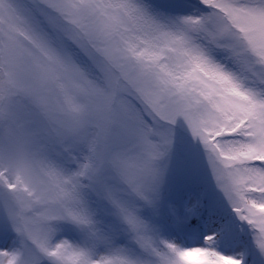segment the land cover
I'll return each instance as SVG.
<instances>
[{
	"label": "snow or ice",
	"instance_id": "obj_1",
	"mask_svg": "<svg viewBox=\"0 0 264 264\" xmlns=\"http://www.w3.org/2000/svg\"><path fill=\"white\" fill-rule=\"evenodd\" d=\"M0 264H264V0H0Z\"/></svg>",
	"mask_w": 264,
	"mask_h": 264
}]
</instances>
